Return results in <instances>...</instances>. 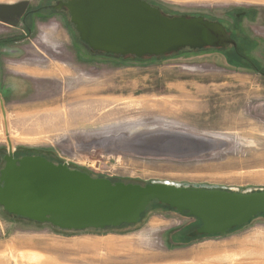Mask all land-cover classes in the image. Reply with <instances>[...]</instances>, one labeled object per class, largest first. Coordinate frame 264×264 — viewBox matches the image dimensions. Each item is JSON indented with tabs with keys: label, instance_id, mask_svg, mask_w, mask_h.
<instances>
[{
	"label": "rangeland",
	"instance_id": "374dc122",
	"mask_svg": "<svg viewBox=\"0 0 264 264\" xmlns=\"http://www.w3.org/2000/svg\"><path fill=\"white\" fill-rule=\"evenodd\" d=\"M38 1L0 0V36L24 34ZM149 1L221 22L237 47L104 56L79 45L67 14L52 33L54 16L33 19L35 39L0 54V171L11 152L112 183L264 191V0ZM198 225L160 203L137 223L84 230L0 205V264H264V214L189 236Z\"/></svg>",
	"mask_w": 264,
	"mask_h": 264
},
{
	"label": "water",
	"instance_id": "95a60500",
	"mask_svg": "<svg viewBox=\"0 0 264 264\" xmlns=\"http://www.w3.org/2000/svg\"><path fill=\"white\" fill-rule=\"evenodd\" d=\"M78 39L95 54L161 57L237 47L226 27L201 15H168L146 0H58ZM0 205L8 214L68 230L134 224L153 203L199 221L189 236L217 235L264 214V191L139 185L94 178L41 156L3 157Z\"/></svg>",
	"mask_w": 264,
	"mask_h": 264
},
{
	"label": "flooded vegetation",
	"instance_id": "af4514ba",
	"mask_svg": "<svg viewBox=\"0 0 264 264\" xmlns=\"http://www.w3.org/2000/svg\"><path fill=\"white\" fill-rule=\"evenodd\" d=\"M57 1L58 0H39L36 7L29 8L26 11V13L24 14V18H22V21H21V25L24 28V34L23 33L22 34H20V33L16 34L15 33V34H12L9 36L8 35L0 36V54L4 50V49H2L4 45L18 44V43H23V42H27V41H31V40L35 39L34 37L37 36V29H38L37 24L38 23L34 22L33 19H35V18L45 19L46 18L45 20H47V19L52 18L51 16H54L55 18L53 17V19L55 21L56 20L60 21L59 18H61L63 21H65V14H67V12L65 10H55L52 7V6L56 5ZM50 13H51V15H50ZM56 23L59 26H61L60 23H58L57 21H56ZM39 24H42V23H39ZM78 43H79V45H82V43L80 42L79 39H78ZM86 50L88 52H93L90 49H86ZM234 50H235V48H234ZM13 54H15L16 56L18 55L16 52ZM62 56L63 55H61L58 52V54H56L54 57H55L56 61H59V60L64 59V58H62ZM104 56H115V55H104ZM15 60H17V62H21L19 58H16Z\"/></svg>",
	"mask_w": 264,
	"mask_h": 264
},
{
	"label": "crops",
	"instance_id": "0c3cea01",
	"mask_svg": "<svg viewBox=\"0 0 264 264\" xmlns=\"http://www.w3.org/2000/svg\"><path fill=\"white\" fill-rule=\"evenodd\" d=\"M56 31H59V25L56 22H53V23L51 22V24H49V32L52 33V32H56ZM50 33H49V35H50ZM47 42H48V44L52 43L50 36L47 37Z\"/></svg>",
	"mask_w": 264,
	"mask_h": 264
},
{
	"label": "trees",
	"instance_id": "16d2710c",
	"mask_svg": "<svg viewBox=\"0 0 264 264\" xmlns=\"http://www.w3.org/2000/svg\"><path fill=\"white\" fill-rule=\"evenodd\" d=\"M147 2H149V3H151V4H153V5H155L154 3H152L151 1H149V0H146ZM154 204H159L158 202H153L151 205H154ZM162 207H165V208H170V207H168V206H166V205H163V204H160ZM147 210V209H146ZM146 212V211H145ZM144 212V213H145ZM144 213H142L141 214V216L144 214ZM141 216H140V218H141Z\"/></svg>",
	"mask_w": 264,
	"mask_h": 264
},
{
	"label": "bare ground",
	"instance_id": "6f19581e",
	"mask_svg": "<svg viewBox=\"0 0 264 264\" xmlns=\"http://www.w3.org/2000/svg\"><path fill=\"white\" fill-rule=\"evenodd\" d=\"M141 262H142V260H140V262L138 261L139 264H143ZM143 262H147V260H143ZM149 262H151V261H149Z\"/></svg>",
	"mask_w": 264,
	"mask_h": 264
}]
</instances>
